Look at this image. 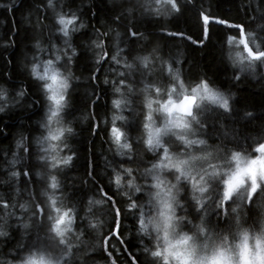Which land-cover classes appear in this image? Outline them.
Here are the masks:
<instances>
[{
	"label": "clouds",
	"instance_id": "1",
	"mask_svg": "<svg viewBox=\"0 0 264 264\" xmlns=\"http://www.w3.org/2000/svg\"><path fill=\"white\" fill-rule=\"evenodd\" d=\"M192 2L187 0V4ZM108 4L130 19L150 18L159 20L160 24L171 18L170 13L179 12L181 6L177 3L176 9H172L171 0H115L114 3L108 0ZM55 19L53 16V23ZM79 19L77 24L75 19L66 17L62 25L52 28L59 43L34 42L33 51L28 53L27 63L21 69L37 85L42 101V113L36 121L38 131L31 136L33 161L37 165L33 174L39 181L40 204L54 219L41 228L42 238L34 245L22 247L16 243L6 258L0 254V264H62L56 246L59 238L51 233L53 222H58L66 241L80 235L75 227L78 221L67 207L69 191L65 190L61 175L71 168L77 156L70 143L77 134V116L68 119L65 113L81 80L74 69L75 57L82 49L74 42V36L86 29L87 23ZM113 30L122 34V29ZM89 45L86 52L92 60L103 57V42L90 41ZM252 47L255 48L254 43ZM237 51L244 62L227 61L234 70L233 79L247 73L264 80V52L260 48L245 52L241 47ZM180 65L179 59L165 54L161 42L153 40L146 48L120 55L112 67H105L108 75L103 77L107 80L103 85L108 91L105 109L108 118L122 116L121 124L134 120L136 132L130 135L121 127L115 142L111 134H105V154L100 156L104 163L99 174L123 207L127 208L128 203L142 205L143 219L139 210L136 216H131L133 224L127 238H135L136 252L147 264H264V206L260 204L264 194L258 195L252 206L256 208L252 221H247V207L241 208L235 201L230 203V210L236 211L231 212L229 223L223 228L208 223L206 217L201 219L200 215L188 212L190 205L196 214V206L203 207L217 191L221 198L230 200L245 185L249 196L255 192L264 183V160L258 162V157L264 156V136L248 149L237 148L227 143L229 133L220 124L216 142H210L205 135L208 124L204 115L213 109L229 113L235 92L220 89L204 76L186 79ZM118 75L127 79L121 81ZM20 99L10 96L0 86V113L18 104ZM113 101L119 103L114 106ZM79 122L84 125L86 118ZM110 127L118 125L113 122ZM14 145L16 150L24 146L20 135ZM109 156L118 159L114 165L106 166ZM120 161L132 162L121 164ZM250 162H258L254 176ZM22 207L27 218L20 228L21 244L27 241L24 229L39 222V218L35 222L29 219L33 215L32 204L25 200ZM83 207H87V200ZM98 219L91 217L92 224ZM9 236L10 232L0 226V240Z\"/></svg>",
	"mask_w": 264,
	"mask_h": 264
},
{
	"label": "trees",
	"instance_id": "2",
	"mask_svg": "<svg viewBox=\"0 0 264 264\" xmlns=\"http://www.w3.org/2000/svg\"><path fill=\"white\" fill-rule=\"evenodd\" d=\"M109 2L114 3L115 0H109ZM256 2L257 0H193L192 4H187V0H179V3H181L180 12L167 21L168 30L184 32L191 35L193 39H203L197 14V8L201 6L204 8L211 6V10L218 16L233 19L236 22L244 23L246 27L254 28L255 25L250 24L246 17L249 4L251 3L254 11ZM63 3L65 10L79 7L80 16L87 23V28L74 36V42L79 44L82 49L74 69L81 80L76 86L77 90L71 95V107L65 113L68 119L77 116L75 124L77 134L70 139L73 146L72 150L77 153V156L74 158L71 168L63 173L64 184L65 190L70 191V199L78 200L83 197L82 177L87 174L89 160L92 161L93 170L97 177L103 180L99 171L104 161H101L100 156L105 154L103 150L106 147L104 139H101L105 134L101 131L93 134L90 128V124L95 123L91 120V117L105 111L106 100L95 105L91 100L87 101L84 90L90 81L86 80L85 77H90L88 71L91 61L88 59V54L84 51L83 45L84 43H90L89 37L94 28L107 31L108 21L115 19V16L113 14L114 8L109 6L108 0H92L91 6H89L88 0H83V2L82 0H63ZM43 4H46V0H22V5L21 0H0V5H3V7H0V46L6 43L14 46L7 51H0V86H4L9 91V95L13 97L15 95L14 90L21 83L27 90V95L20 105H10L9 109H5V113H0V162H2L0 163V181L7 180V175L4 172L5 167H7L5 157L11 159L12 151H17L18 156L23 154L22 150L15 149L14 140L18 138L21 132L26 133L31 138L38 131L36 121L42 113L41 97L37 85L29 80L21 69L27 63L28 53L33 51L31 45L36 39H41L43 43L49 42L50 33L47 30L41 32L40 29L45 28L50 21L43 19L42 12L30 11L37 6L42 8ZM9 6H12L11 12ZM241 8H243V11H241ZM111 26L115 30H120L116 24ZM137 27L151 38L159 39L162 50L165 51L166 55L170 54L181 61L180 66L186 79H196L199 76H204L220 89L235 92V98L231 102L229 113L213 109L204 115V119L208 124L205 135L210 142H216L220 132V124H223L225 130L229 133L227 143L237 148L248 149L258 138L264 136V80L258 75L247 73L241 75L239 79H233L235 73L229 67L227 61L234 60V53L237 52L238 44H233L229 48L223 43L226 32L230 30H226L222 26H214L209 32L208 39L203 44H192L188 40L178 42L175 37L165 36L159 29V20L144 18L140 20ZM114 36L115 31L113 32ZM10 37H14V40H10ZM54 39L59 43L58 37ZM256 39L259 47L264 49V30H257ZM107 43L115 44L116 41L113 39L107 41ZM100 72L104 73L105 69H100ZM4 73H7V75H3ZM102 79L103 76H101ZM109 79H111V76H109ZM92 87H96V85L93 84ZM99 88L101 95L107 98L108 91L103 83H100ZM94 99L95 97H93ZM29 104L31 107L28 106ZM245 113H250V115H245ZM127 114L125 113V115ZM85 118V124L81 125L79 121ZM126 129L130 135H134L136 132L135 121H130L126 125ZM108 159L115 161L118 158L109 156ZM26 163L31 162L26 161ZM105 187L109 188L107 185ZM22 190L23 186L21 185ZM9 193V185L0 183V194L8 195ZM25 199L21 197L20 202H24ZM114 199L119 200L115 195ZM260 204H264V200H261ZM188 207L190 215H197L193 213L190 205ZM20 214L19 204H17L15 216ZM255 215L256 208L250 207L247 209V221L254 220ZM15 216L6 218L5 227L10 232V236L0 240V254L5 258L8 256L9 249H14L20 239L21 230L18 226L19 221L16 220ZM206 217L208 223L218 228H223L228 223L226 218L219 219L214 213ZM25 218H27V214ZM0 223H3V220H0ZM132 224L131 214L126 213L123 215L121 225L126 239H128L127 233ZM84 240L88 242L90 237L85 236ZM119 247L122 249L125 245H119ZM128 247L137 256L139 264H145L142 255L136 252L138 245L134 237L129 238ZM123 255L126 257L128 254L124 253ZM97 256L103 264V258L99 257V254ZM89 264H92V262L89 261Z\"/></svg>",
	"mask_w": 264,
	"mask_h": 264
},
{
	"label": "snow or ice",
	"instance_id": "3",
	"mask_svg": "<svg viewBox=\"0 0 264 264\" xmlns=\"http://www.w3.org/2000/svg\"><path fill=\"white\" fill-rule=\"evenodd\" d=\"M177 3H179V0H171V8L176 9ZM193 5L196 6L194 3ZM89 6H91V3H89ZM0 7H3V5H0ZM9 11H12V6H9ZM30 11L37 13L42 12L43 19L50 21L45 28L40 29L41 32L47 30L50 33L49 42L55 40L54 38L56 37L52 34V28L62 25L66 17L75 19L77 24L80 23L79 18H81L80 8H68L65 10L63 0H49V3L43 4L42 8L37 6ZM241 11H243V8H241ZM179 12H172L170 15L173 17ZM113 14L115 19L108 21L107 31H101L100 28H94L89 37L90 41H93L96 44L103 42L105 48V53L102 58L97 57L95 60H92V58L88 56V59L91 61L90 69L88 71L90 77H85V79L89 80L90 83L84 91L86 93L87 101L91 100L94 105L98 102L107 100L105 96L101 95L99 85L100 83H107L106 79L101 80V76L106 77L108 74L106 71L101 73L100 69H105L106 66L112 67V64L115 63L120 55H128L134 50H140L142 47L146 48L153 40L159 41V39H153L145 32L139 30L137 27L140 22L139 19H130L122 12L118 13L114 11ZM197 14L203 39L197 40L184 32L170 31L168 30L169 25L167 22L165 24H160V31L163 32L165 36L175 37L178 42L188 40L191 41L192 44H203L204 41L208 39L212 27L222 26L224 29L230 30L226 32L223 40V43L227 47L231 48L235 41L236 44H238V47L243 48L245 52H248L249 49L255 51V48H260L257 44L256 37L257 30H264V0H257L254 11L252 10L251 3L248 6L246 18L250 24L255 25L254 28L246 27L242 22H236L233 19L218 16L211 10V6L209 8H204L202 6L197 8ZM53 16L56 17L55 23H53ZM112 24H116L117 28L122 29V34L115 32V36L113 37L114 30L111 26ZM113 39L116 41L115 44L107 43V41ZM10 40H14V37H10ZM35 42L40 43L42 41L41 39H36ZM253 43L255 44V48L252 47ZM13 47L12 44L6 43L0 46V51H7ZM88 47H90L89 43H84V51H87ZM261 51L264 52V49H261ZM110 57L111 62L109 60ZM77 58L78 56L75 57V60H77ZM234 60L242 63L244 62V57L239 51H237ZM117 67H119V65H117ZM3 75H7V73H4ZM113 75L117 74L113 73ZM117 78L123 81L127 79V76L118 75ZM93 84H95L96 87H92ZM14 91L16 98H22L20 99V102L16 104V106H18L27 95V90L21 83ZM93 97H95L94 100ZM118 103L119 101H113L114 106ZM28 106L30 107L31 105L29 104ZM127 115L130 116L131 113H128ZM246 115H250V113H247ZM123 119L124 117H118L116 115H113L111 119H109L108 112L105 110L102 113L91 117V120L95 121V123H91L90 128L93 134L97 131H101L104 134H111L115 142L120 136L119 129L121 127L126 128L127 124L120 123ZM113 122H116L118 127H110ZM22 134L23 132L19 135L24 143V146L20 148L24 154L23 157H18L13 151L11 153V159L5 157L7 167H5L4 172L7 175V180L0 181V183H7L10 187V193L8 195L0 194V218H3L0 219L3 220V223H0V226L6 229V218L15 216L16 205L19 204L21 214L15 216V218L19 221L18 226L21 228L22 221L27 213L23 210V202H20V199L21 197L26 198L25 200L32 204L30 210L33 215L29 219L35 222L37 218H39V222L33 223L31 228L24 229L27 233V241L26 243L21 244V241L18 240L17 245L29 247L42 238L40 232L41 228L47 227L48 221L53 220L54 218L49 214V211L43 208L40 204V195L38 191L39 181L35 179L33 174V169L37 165L33 161L31 138L23 136ZM104 136H102L101 139H104ZM129 139H131L130 136ZM259 142L260 138L254 143ZM240 159L243 162V158ZM258 159H264V156L258 157ZM26 161L31 163H26ZM131 162L132 161H120L119 163L123 164ZM115 163L116 161L109 159L106 161V166L114 165ZM61 175L62 183L64 184L65 178L63 173H61ZM82 182L84 185L83 197L78 200H73L70 199V196L68 195L66 198L67 201H69L67 207L73 211L74 219L79 221V223L75 224V227L80 235L78 237L73 236L71 240L66 241L58 229V222L51 223V233L59 238V243L56 246L60 250L59 259L62 261V264H89V261H91L92 264H101V260L98 258L97 254H99V257L103 258V264H129V261L130 264H139L137 256L129 250V239L125 238L121 220L126 213H130L131 216H136L137 210H139L140 219L142 220V205L138 203H128L127 208L123 207L120 200L114 199L111 189L105 187L104 179L101 180L97 177L93 170L91 160H89L87 174L82 177ZM69 183H71V181H69ZM21 185L23 186L22 191ZM52 186H55L54 180ZM29 192L32 193L31 196H29ZM262 194H264V183H261L259 188H257L250 196L247 194V185L241 187L235 192V195L231 200L229 197L221 198L217 191L214 198L205 203L203 207H200L199 205L196 206V214L200 215L201 219H204L209 213H214L219 219H225L228 217L229 219H227V222L229 223L231 212L236 211V209H231L230 212L228 211L230 203L235 201L241 208H250L256 201L257 196ZM136 199L139 201L140 198L137 197ZM51 200L52 198L49 197L50 202ZM85 200H87L86 208L83 207ZM245 200H247V205H245ZM261 206H264V204H261ZM9 209H11V211H9ZM52 211H55V209H52ZM93 216L99 217L95 225L92 224L91 220V217ZM45 218H47V220ZM85 236L90 237L88 242H85ZM119 245H125V247L121 249ZM124 253H127L128 255L125 257L123 255ZM145 264H147L146 261Z\"/></svg>",
	"mask_w": 264,
	"mask_h": 264
},
{
	"label": "rangeland",
	"instance_id": "4",
	"mask_svg": "<svg viewBox=\"0 0 264 264\" xmlns=\"http://www.w3.org/2000/svg\"><path fill=\"white\" fill-rule=\"evenodd\" d=\"M260 160L264 159H258V162ZM258 162H250V169H251V174L254 176L257 173V163ZM231 207V206H230ZM230 207H228V211L230 212ZM189 208V207H188ZM211 215V213L208 214V217ZM207 218V217H206Z\"/></svg>",
	"mask_w": 264,
	"mask_h": 264
}]
</instances>
